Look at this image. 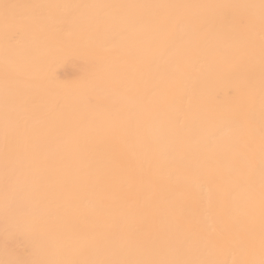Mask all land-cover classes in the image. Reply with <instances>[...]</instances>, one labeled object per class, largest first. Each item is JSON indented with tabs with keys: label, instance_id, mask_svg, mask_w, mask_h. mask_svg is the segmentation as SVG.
Returning a JSON list of instances; mask_svg holds the SVG:
<instances>
[{
	"label": "bare ground",
	"instance_id": "1",
	"mask_svg": "<svg viewBox=\"0 0 264 264\" xmlns=\"http://www.w3.org/2000/svg\"><path fill=\"white\" fill-rule=\"evenodd\" d=\"M0 264H264V0H0Z\"/></svg>",
	"mask_w": 264,
	"mask_h": 264
}]
</instances>
